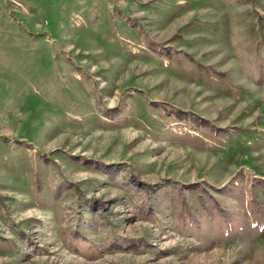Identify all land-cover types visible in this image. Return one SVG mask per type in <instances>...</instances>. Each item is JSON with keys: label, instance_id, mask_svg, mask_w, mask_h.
I'll return each instance as SVG.
<instances>
[{"label": "rangeland", "instance_id": "374dc122", "mask_svg": "<svg viewBox=\"0 0 264 264\" xmlns=\"http://www.w3.org/2000/svg\"><path fill=\"white\" fill-rule=\"evenodd\" d=\"M0 264H264V0H0Z\"/></svg>", "mask_w": 264, "mask_h": 264}]
</instances>
